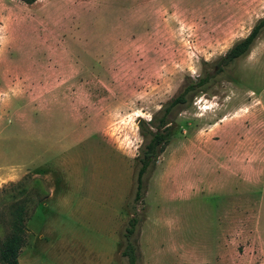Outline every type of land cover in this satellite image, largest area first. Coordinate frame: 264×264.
Instances as JSON below:
<instances>
[{
  "label": "rangeland",
  "instance_id": "obj_1",
  "mask_svg": "<svg viewBox=\"0 0 264 264\" xmlns=\"http://www.w3.org/2000/svg\"><path fill=\"white\" fill-rule=\"evenodd\" d=\"M264 17V0H0V249L19 264H264V32L175 111L143 179L149 123Z\"/></svg>",
  "mask_w": 264,
  "mask_h": 264
},
{
  "label": "trees",
  "instance_id": "obj_2",
  "mask_svg": "<svg viewBox=\"0 0 264 264\" xmlns=\"http://www.w3.org/2000/svg\"><path fill=\"white\" fill-rule=\"evenodd\" d=\"M36 0H24L27 4H33ZM264 32V17L259 19L251 32L243 39L236 42L228 52L219 59L214 74L206 75L198 80H187L182 90L170 99L161 109L153 115L151 121L139 122L140 134L145 140L139 157V170L137 175V194L135 201L142 197L143 179L149 170L155 168L158 158L164 153L172 136V117L176 110L191 104L194 97L205 90L220 73L245 58L251 52L256 41ZM26 208L17 206L13 211V219L10 225V234L6 237L0 249V264H19V257L25 245L26 237ZM138 220L129 219L128 227L124 235L125 248L122 255L127 258L128 264H137L138 248L132 237L136 232Z\"/></svg>",
  "mask_w": 264,
  "mask_h": 264
},
{
  "label": "crops",
  "instance_id": "obj_3",
  "mask_svg": "<svg viewBox=\"0 0 264 264\" xmlns=\"http://www.w3.org/2000/svg\"><path fill=\"white\" fill-rule=\"evenodd\" d=\"M0 125H2V122H0ZM19 176L17 172L11 171V172H4L0 174V189L7 183L15 180V178Z\"/></svg>",
  "mask_w": 264,
  "mask_h": 264
}]
</instances>
